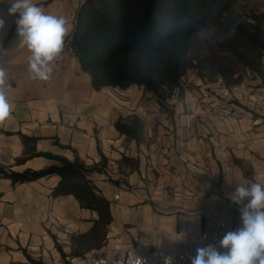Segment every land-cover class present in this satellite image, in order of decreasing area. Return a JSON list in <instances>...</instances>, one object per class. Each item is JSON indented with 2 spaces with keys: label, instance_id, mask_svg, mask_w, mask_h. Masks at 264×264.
I'll use <instances>...</instances> for the list:
<instances>
[{
  "label": "crops",
  "instance_id": "0c3cea01",
  "mask_svg": "<svg viewBox=\"0 0 264 264\" xmlns=\"http://www.w3.org/2000/svg\"><path fill=\"white\" fill-rule=\"evenodd\" d=\"M84 1L33 0L45 13L69 21L65 39L72 35ZM11 3L0 0V18L5 21L0 30V65L6 70L5 92L13 106L10 117L0 122V165L22 172L55 163L36 156L16 164L25 150L22 134L36 138L37 152L79 158L88 166L105 158L103 172L110 178L95 184L110 201L113 221L107 244L89 254L129 245L134 236L140 245L155 243L177 251L183 246L178 229L214 230L218 215L236 207L229 199L236 183L254 182L264 175V101L256 102L264 100V88L251 94L244 107L231 101V94L207 93L202 80L193 78L184 97L173 96L163 108L151 92L137 85L95 89L67 44L52 65L51 78L33 79L28 70L30 53L19 46L18 14H9ZM229 89L245 99L250 94L248 89L242 94L238 86ZM255 104L261 108L253 109ZM135 116L143 124L139 143L115 127L118 120L129 123ZM124 157L134 159L136 166H125ZM59 179L51 174L13 183L0 177V264H31V260L71 264V235L87 232L97 214L83 208L73 195L53 197L51 190Z\"/></svg>",
  "mask_w": 264,
  "mask_h": 264
},
{
  "label": "trees",
  "instance_id": "16d2710c",
  "mask_svg": "<svg viewBox=\"0 0 264 264\" xmlns=\"http://www.w3.org/2000/svg\"><path fill=\"white\" fill-rule=\"evenodd\" d=\"M243 1L85 0L76 12L74 31L65 39L64 45L67 44L79 58L95 89H126L137 85L151 92L165 108V103L173 96L184 97L186 87L182 80L189 69L191 39L208 28L245 37L247 45L243 50L231 46L234 62L264 78L261 72L264 40L258 28L248 25V22L264 21V2L253 8ZM218 70L226 87L242 83L240 77H231L233 73L224 67ZM115 127L129 139L138 143L142 140L143 124L137 116L129 123L118 120ZM22 138L25 150L16 159V164L36 156L55 163L40 170L22 172L0 165V177L18 183L58 175L59 182L52 188L51 195H73L83 208L97 214L87 232L71 235L68 256L82 257L103 248L113 221L111 204L87 175L105 171L107 160L103 158L99 164L88 166L79 158L69 160L52 153L37 152L33 146L36 138L23 134ZM29 142L32 143L30 147ZM122 163L134 168L137 162L124 157ZM62 255L66 256L63 252ZM30 262L45 264L36 260Z\"/></svg>",
  "mask_w": 264,
  "mask_h": 264
},
{
  "label": "clouds",
  "instance_id": "9594fccd",
  "mask_svg": "<svg viewBox=\"0 0 264 264\" xmlns=\"http://www.w3.org/2000/svg\"><path fill=\"white\" fill-rule=\"evenodd\" d=\"M9 14H18L15 23L19 46L30 53L28 70L32 78L49 80L52 65L63 52L69 21L64 16L45 13L33 0H12ZM4 26L5 21L0 18V30ZM6 86H9L6 70L0 65V122L6 121L13 110L6 96ZM229 199L237 206L241 226L226 232L219 246L209 243L196 248L190 264H264V177H257L254 182H237ZM126 264L145 262L132 251ZM164 264H173V258L165 257Z\"/></svg>",
  "mask_w": 264,
  "mask_h": 264
},
{
  "label": "rangeland",
  "instance_id": "374dc122",
  "mask_svg": "<svg viewBox=\"0 0 264 264\" xmlns=\"http://www.w3.org/2000/svg\"><path fill=\"white\" fill-rule=\"evenodd\" d=\"M262 2H264V0L243 1V3L246 5L250 3L251 7L253 8L256 6H262ZM248 23V25L252 26L253 28L259 29L260 35L264 40V21L258 23ZM245 45H247L245 37L236 33H222L214 28H208L195 34L190 42V63L188 72L185 76L186 81L188 79L189 81L187 83L186 81L182 80L186 87L185 92L188 87L193 84V78H200L202 80V87L207 93H222L226 95L231 94V101H233L235 104L239 106L246 105L244 103L251 99V94L254 95L255 93H259L257 92L258 88H264V79H262L260 75H256V73L251 69H246L234 62L231 46H233L235 49L243 50ZM220 67H224L229 72H232L233 75H231V77L241 78L242 83L237 86L239 89H241L240 91L242 94H244V92L248 89L250 94L248 93V96H246L247 99H245L242 95L239 96L234 94L233 90L231 91L229 89L230 87H226L224 85L221 79V74L218 70ZM261 72L264 75V52L261 59ZM202 75H204V77H202ZM222 88H226V91H222ZM257 101L263 103L264 100L257 99L256 102ZM255 105L253 109L257 110L258 108H261V105L258 104V107ZM246 111H248V109H246ZM252 112L254 117L258 116V113H255L254 111ZM109 248L111 247H108L107 249Z\"/></svg>",
  "mask_w": 264,
  "mask_h": 264
},
{
  "label": "built area",
  "instance_id": "2783aa9c",
  "mask_svg": "<svg viewBox=\"0 0 264 264\" xmlns=\"http://www.w3.org/2000/svg\"><path fill=\"white\" fill-rule=\"evenodd\" d=\"M222 91H226V88H222ZM250 98L252 99V97ZM260 177H264V175H260ZM87 178L96 181L98 179H109L110 177L109 174L102 171L89 173ZM137 194L144 199L148 198V195L142 192ZM114 199H119V194H116ZM157 209L160 210L159 207ZM218 216L217 227L214 230L203 229L199 233H194L191 226H187L186 229H178L176 233L183 242V246L177 251L163 250L155 243L148 246L140 245V238L134 236L132 243L129 245H117L105 250L103 253L95 255L88 253L82 257H72L69 261L71 264H126L127 257L134 251L144 260L145 264H164L165 257H172L173 264H190V258L195 255L196 248L209 243H215L219 246V240L226 232L234 231L241 226L237 206L232 210L220 213ZM221 251L226 250L221 249Z\"/></svg>",
  "mask_w": 264,
  "mask_h": 264
}]
</instances>
